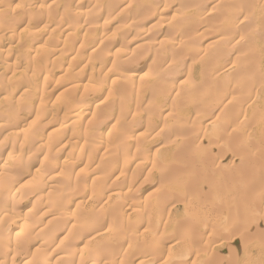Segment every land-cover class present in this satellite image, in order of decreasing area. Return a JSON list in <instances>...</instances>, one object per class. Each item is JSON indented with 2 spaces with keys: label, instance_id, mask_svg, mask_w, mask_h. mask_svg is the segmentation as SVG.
<instances>
[{
  "label": "bare ground",
  "instance_id": "bare-ground-1",
  "mask_svg": "<svg viewBox=\"0 0 264 264\" xmlns=\"http://www.w3.org/2000/svg\"><path fill=\"white\" fill-rule=\"evenodd\" d=\"M9 2L0 264H264V0Z\"/></svg>",
  "mask_w": 264,
  "mask_h": 264
},
{
  "label": "rangeland",
  "instance_id": "rangeland-1",
  "mask_svg": "<svg viewBox=\"0 0 264 264\" xmlns=\"http://www.w3.org/2000/svg\"><path fill=\"white\" fill-rule=\"evenodd\" d=\"M7 1V0H6ZM9 1H11V2H9V3H11V5H13V7H18L19 5H21L20 4V0H9ZM208 1H211V0H208ZM27 8L29 7L28 5H25ZM181 14H183V15H181L182 17H186L185 16V13L183 12H181ZM249 19V20H248ZM253 24H254V20L251 18H247L246 19V21H245V29H247V31H248V28L249 27H251V26H253ZM26 27V24H22V29L23 28H25ZM223 29V30H222ZM221 30H222V35H223V37L225 38V37H227L228 36V34L232 31V30H234L231 26H230V24H228L227 25V23L225 24V27H223ZM211 33H209V36H208V38H206L205 39V41H204V44L206 43V44H208L209 42H211L212 40H211ZM41 38L43 37V35H41L40 36ZM152 37V36H151ZM161 38H160V36L158 35V34H155V36L153 35V37L151 38V39H149V40H151V41H159ZM41 44L43 43V41L44 40H42V39H40V40H38ZM37 41V42H38ZM32 44V46H33V48H34V46L36 45L35 44V41L34 42H31ZM205 44V45H206ZM264 44V43H263ZM262 44V45H263ZM263 47H264V45H263ZM87 51V50H86ZM1 57L2 58H4V56L3 55H1ZM261 58V59H260ZM255 59L257 60H262V61H264V52H262V54L260 55V57H255ZM64 84H61L58 88H57V90L53 93V97H52V101H54L55 99H56V93L58 92V91H60L65 85H66V83L67 82H63ZM55 95V96H54ZM41 116H42V114H39L38 112H36V110L34 109V107H33V111L31 112V120H33V119H37L38 120V123L42 126L43 124H46V126H43V128H42V130H43V132H48L51 128H52V126H51V124L50 123H47L48 122V120H47V118H41ZM60 140V139H59ZM53 141L54 142H56L57 143V145H58V147H59V149L60 150H62V146H61V141H59L58 142V138H54L53 139ZM62 144H63V142H62ZM57 147V146H56ZM64 148V147H63ZM60 150H58V151H60ZM8 152V151H7ZM63 152V151H62ZM41 156V155H40ZM35 165H37V163L35 164ZM45 167H46V164H45ZM84 166H81V168H83ZM149 183V182H148ZM152 188H150V184H148V185H146V186H144L143 188H141V189H139V191H137V192H135V196L138 198V199H141V200H144L145 199V197L149 194V191L151 190ZM258 215L259 216H261V217H264V212H262V211H260L259 213H258ZM144 229V228H143ZM142 229V230H143ZM235 238H241V234L240 233H237L235 236H234ZM262 237V236H261ZM256 238V237H255ZM254 238V241H253V243H252V241L250 242V245H249V240L247 241L248 242V245L249 246H251V248H252V245L251 244H254V243H257V241H258V243H260V244H264V242H263V240H264V237H262V239L259 237H257V239H255ZM259 239V240H258ZM225 240H227V241H229V239H225ZM251 240H253V237H251ZM261 240V241H260ZM222 242V241H221ZM221 242H219V243H217V246L215 247V250H214V254L215 255H218V257H219V259H218V261H216L217 263L216 264H227V261L228 262H230V261H232V257L233 256H235V254H236V256H235V258H233V261H236L235 259H239V252H240V249H238V248H240V246H235V245H230V244H228V242H226V243H224L223 244V246H220L221 244ZM262 242V243H261ZM212 243H214L213 241L209 244V247H213L214 245H216V244H214V245H211ZM264 246V245H263ZM253 247H254V245H253ZM233 248V249H232ZM222 249H224V251H225V253L224 252H222ZM234 252H232L231 250ZM242 249V248H241ZM235 251H236V253H235ZM238 252V253H237ZM225 254L226 256H223L222 254ZM230 253H232L233 254V256H232V254H230ZM254 254V251L252 250V255ZM257 254V253H256ZM256 254H255V256H256ZM249 253L247 254V253H245V258H244V260L246 261L247 260V257H249ZM254 255H253V257H255ZM231 257V259H229ZM250 258V257H249ZM24 261V258H20V259H18L17 261H15V262H18V264H20V262L21 261ZM237 261H239V260H237ZM198 262H204V260L203 259H199V261ZM258 264H259V262H257Z\"/></svg>",
  "mask_w": 264,
  "mask_h": 264
}]
</instances>
